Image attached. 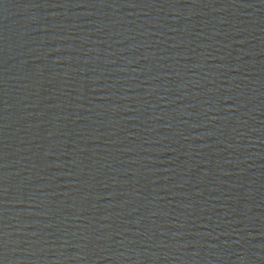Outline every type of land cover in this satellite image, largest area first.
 <instances>
[{"label":"water","instance_id":"water-1","mask_svg":"<svg viewBox=\"0 0 264 264\" xmlns=\"http://www.w3.org/2000/svg\"><path fill=\"white\" fill-rule=\"evenodd\" d=\"M0 264H264V0H0Z\"/></svg>","mask_w":264,"mask_h":264}]
</instances>
